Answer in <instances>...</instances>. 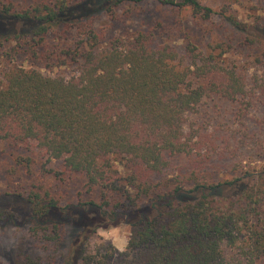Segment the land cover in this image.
Listing matches in <instances>:
<instances>
[{"label": "trees", "instance_id": "trees-1", "mask_svg": "<svg viewBox=\"0 0 264 264\" xmlns=\"http://www.w3.org/2000/svg\"><path fill=\"white\" fill-rule=\"evenodd\" d=\"M143 1L0 0V57L29 65L0 76V142L60 160L42 165L57 183H82L64 203L44 182L24 185L27 211L0 209V227H25L39 244L42 256L23 264H264V168L209 164L220 151L184 128L203 99L245 95V73L225 55L257 52L261 40L229 5L199 0H155L190 13L182 51L157 41L160 23L117 32L123 3ZM178 154L186 163L174 172ZM120 224L130 228L123 250L106 241L91 249L98 229Z\"/></svg>", "mask_w": 264, "mask_h": 264}, {"label": "rangeland", "instance_id": "rangeland-1", "mask_svg": "<svg viewBox=\"0 0 264 264\" xmlns=\"http://www.w3.org/2000/svg\"><path fill=\"white\" fill-rule=\"evenodd\" d=\"M22 1V0H13ZM216 10L230 6L243 27L261 40L260 49L255 52L246 46L231 49L225 55L226 60L238 65L245 73L246 93L236 100H227L221 97L203 99L197 109L186 113L184 128L186 131L198 130L209 136L210 142L220 153H214L213 161L209 164H221L225 168L239 166V169L258 171L264 168V28L257 16H263L262 5L258 0H199ZM88 9L95 10L97 4L87 3ZM95 12V11H94ZM100 25L108 23V14L96 15ZM118 22L114 23L115 30L120 32L137 25L158 26L156 32L159 42H169L177 50L184 49V37L193 29L194 22L187 9L164 7L155 0H146L141 3L124 2L117 11ZM261 21V20H260ZM213 37L223 39L225 35L221 29L214 30ZM238 42V41H236ZM233 42L231 46H234ZM12 65L29 67L28 62L20 57L2 59L0 57V76ZM41 72L48 75L57 73L68 74L66 68L46 69L37 66ZM41 68V69H40ZM207 142L205 146H212ZM210 143V144H208ZM212 146V147H213ZM20 159L30 157L31 162H21ZM45 155L40 152L31 154L25 150H16L7 143L0 142V209L23 213L28 209L24 185L31 183L44 184L61 197L62 202L74 201L77 191L81 188L79 179L58 182L53 175L44 176L43 166L60 168V160L45 162ZM174 172L185 164L183 155L171 157ZM28 167L32 173H28ZM21 172V173H20ZM26 174H25V173ZM173 171L168 170V173ZM22 174V175H21ZM28 185V186H29ZM27 186V188H28ZM130 235L128 225L120 224L108 229H98L91 239L90 247L96 250L104 241L110 242L117 250H123ZM4 239V240H3ZM4 244L0 251V264H23L26 255L34 258L42 256L37 241L29 234L25 227L3 225L0 227V241ZM226 248V247H225ZM227 253V251L225 250Z\"/></svg>", "mask_w": 264, "mask_h": 264}]
</instances>
